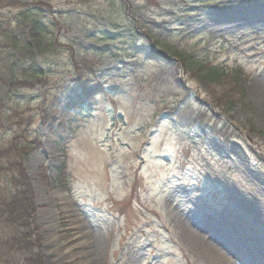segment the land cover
<instances>
[{
	"label": "rangeland",
	"instance_id": "374dc122",
	"mask_svg": "<svg viewBox=\"0 0 264 264\" xmlns=\"http://www.w3.org/2000/svg\"><path fill=\"white\" fill-rule=\"evenodd\" d=\"M23 8L47 27L49 80L1 111L0 143L21 116L40 143L26 166L45 264H220L189 221L232 264H264V0H0V22ZM177 53L228 74L203 83ZM86 69L100 93L64 148L43 109Z\"/></svg>",
	"mask_w": 264,
	"mask_h": 264
},
{
	"label": "trees",
	"instance_id": "16d2710c",
	"mask_svg": "<svg viewBox=\"0 0 264 264\" xmlns=\"http://www.w3.org/2000/svg\"><path fill=\"white\" fill-rule=\"evenodd\" d=\"M50 40L46 25L33 10H20L15 24L0 22V113L12 103V112L20 116L23 107L17 100V93L34 90L49 80V71L44 68L41 59L52 48ZM176 55L182 67L187 72L198 73L203 83L209 81L218 85L228 74L190 60L188 55ZM91 69L79 72L74 79L77 86L72 95L55 97L56 103L43 109L49 131L54 130L59 144L64 148L71 131L72 118H75L73 111L85 102L92 101L100 93L95 84L87 83V70ZM172 76L176 85L184 89L185 85L178 71L175 70ZM238 92V99L245 104V93L241 89ZM227 99L222 98L221 103ZM235 102V99H228L225 104L232 107ZM24 121L21 116L19 126L14 129V137L6 143H0V180L7 181L6 187L0 190V264H45L40 250L42 239L35 194L26 166L30 154L40 148V143L23 140L24 137L27 138L29 128H23ZM31 123L32 119L29 118L26 125Z\"/></svg>",
	"mask_w": 264,
	"mask_h": 264
},
{
	"label": "bare ground",
	"instance_id": "6f19581e",
	"mask_svg": "<svg viewBox=\"0 0 264 264\" xmlns=\"http://www.w3.org/2000/svg\"><path fill=\"white\" fill-rule=\"evenodd\" d=\"M262 88L264 91V84H262ZM255 213L258 214L259 212ZM183 227L188 240L192 242L194 246L198 247V250H201L202 254L216 257L215 261L220 264L233 263L232 260L230 262L228 259H226L225 256H223V254L219 252L217 245L214 244L208 236H204V234H201V232H199V230L196 229L195 225L191 224L190 221L186 223L184 222ZM250 245L256 246L255 244L251 243Z\"/></svg>",
	"mask_w": 264,
	"mask_h": 264
}]
</instances>
